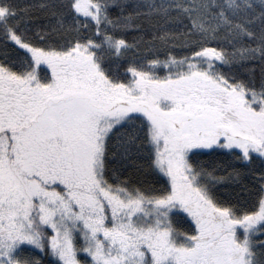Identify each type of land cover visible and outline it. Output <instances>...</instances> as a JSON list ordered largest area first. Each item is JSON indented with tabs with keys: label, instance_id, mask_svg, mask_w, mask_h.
Listing matches in <instances>:
<instances>
[{
	"label": "snow or ice",
	"instance_id": "6c2138e0",
	"mask_svg": "<svg viewBox=\"0 0 264 264\" xmlns=\"http://www.w3.org/2000/svg\"><path fill=\"white\" fill-rule=\"evenodd\" d=\"M0 264H264V0H0Z\"/></svg>",
	"mask_w": 264,
	"mask_h": 264
}]
</instances>
